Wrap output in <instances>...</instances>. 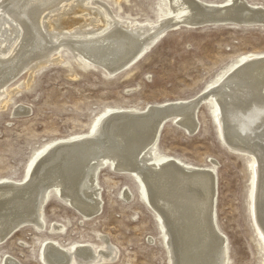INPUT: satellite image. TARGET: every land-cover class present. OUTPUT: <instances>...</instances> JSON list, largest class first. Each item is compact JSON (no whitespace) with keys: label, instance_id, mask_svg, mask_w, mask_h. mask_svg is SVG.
<instances>
[{"label":"bare ground","instance_id":"1","mask_svg":"<svg viewBox=\"0 0 264 264\" xmlns=\"http://www.w3.org/2000/svg\"><path fill=\"white\" fill-rule=\"evenodd\" d=\"M98 2L0 0V108L8 104L3 97H9V85L23 71H31L32 78L37 70L58 62L61 56L55 55L62 49L76 58L81 54L113 75L131 67L170 28L182 24L264 25V6L247 0L223 4L169 0L171 14L158 23L119 18ZM200 97L216 104L215 120L222 141L251 158L252 216L264 243V54L242 58ZM197 100L144 110H112L100 119L92 136L48 146L27 179L0 181V243L28 223L46 227L44 207L52 190L84 217L92 218L101 211L98 174L111 164L116 171L140 179L159 216L171 264H228L227 238L216 221L213 169L168 156L156 158L166 119L172 118L190 133L197 132ZM106 240L101 246L77 244L70 249L56 240L45 242L43 261L98 264L114 260L119 251ZM9 261L2 264H18Z\"/></svg>","mask_w":264,"mask_h":264},{"label":"rangeland","instance_id":"2","mask_svg":"<svg viewBox=\"0 0 264 264\" xmlns=\"http://www.w3.org/2000/svg\"><path fill=\"white\" fill-rule=\"evenodd\" d=\"M96 1L117 17L133 22L158 23L171 14L169 0ZM247 1L264 6V0ZM59 54L55 55L61 56L58 62L37 70L32 78L31 71H23L9 85L11 95L3 97L9 102L0 108V181L27 179L48 146L92 136L100 119L112 110H144L198 99L197 132L190 133L169 118L159 135L156 158L168 156L212 168L216 221L227 238L228 264H264V243L252 216L251 158L230 149L219 138V126L211 117L212 113L216 119V104L199 99L242 58L264 54V25L182 24L170 28L131 67L113 75L81 54L78 59L67 49ZM98 183L101 211L88 219L52 190L44 207L46 227L28 223L1 242L0 264L7 259L18 264H45V242L56 240L70 249L77 244L101 246L104 238L119 254L98 264H171L159 216L140 179L116 171L110 164L101 168Z\"/></svg>","mask_w":264,"mask_h":264},{"label":"water","instance_id":"3","mask_svg":"<svg viewBox=\"0 0 264 264\" xmlns=\"http://www.w3.org/2000/svg\"><path fill=\"white\" fill-rule=\"evenodd\" d=\"M212 24V23H211ZM214 25H222V24H220V23H218V24H214ZM223 25H226V24H223ZM227 25H231V24H227ZM233 25V24H232ZM116 74H118V73H116ZM200 105V104H199ZM199 105H198V108H199ZM198 110V109H197ZM211 117H212V119H213V121H214V123L217 125V123H216V120L214 119V117H213V115H212V113H211ZM169 119V118H168ZM168 119H166V121L168 120ZM165 121V122H166ZM219 138L222 140V138L219 136ZM106 167V166H105ZM112 169V168H111Z\"/></svg>","mask_w":264,"mask_h":264}]
</instances>
